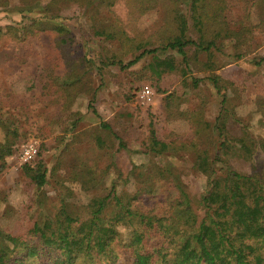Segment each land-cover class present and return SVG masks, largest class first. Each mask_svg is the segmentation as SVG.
<instances>
[{"label": "rangeland", "instance_id": "obj_1", "mask_svg": "<svg viewBox=\"0 0 264 264\" xmlns=\"http://www.w3.org/2000/svg\"><path fill=\"white\" fill-rule=\"evenodd\" d=\"M23 1L27 0H0V142L15 137L6 135L5 127L16 132L14 151L5 158L0 171V233L17 232L21 215L34 197L35 188L28 185L22 173L27 162L20 158L21 147L27 143L37 147L35 157L28 162H35L39 156L45 161L44 192L48 205L63 198L82 216L92 197L104 196L112 188L118 193L133 192L134 182L129 176L132 168L160 161L144 151L151 129L162 140L193 138L192 125H212L221 114L219 121L226 126L224 131L232 139L229 142L241 137L248 142L252 138L255 148L245 159L225 156L224 149L221 151L212 143L211 152L222 155L242 173L264 166V62L258 63L264 58V0H226L225 19L229 29L239 35L217 40L218 46L211 48L210 54L187 48V65L176 52L167 51L178 68L159 77L150 69V54L127 69H97L98 56L119 55V45L115 40H100L93 31L106 16L115 14L130 35L146 36L162 22L163 8L156 7L133 22L125 0H118L111 7L112 14L106 8L92 12L75 3L65 4L59 12L67 18L63 23L74 28L71 52L75 61H81V80L60 88L59 97L56 87L42 86V70L49 69L55 56L53 38L44 33L14 40L6 33L7 25L21 26L29 22V17L39 16L36 9H21ZM37 1L32 2V8L50 0ZM83 57L91 58L90 63L84 62ZM211 75L219 77L220 91L208 78ZM146 84L151 95L140 102L136 93ZM223 96L226 100L222 105ZM102 122L124 140L128 150L119 149L114 136L101 127ZM215 132L212 130L211 135L215 136ZM197 137L199 147H208L206 131ZM171 161L179 168L191 195L199 197L206 177L193 169L192 157L187 154ZM88 168L96 176L86 189L81 181ZM166 192V185L159 183L153 194L140 198L141 206L159 207L165 194L170 193ZM117 229L127 241L130 229L122 225ZM49 254H43L42 259L46 260ZM25 264L44 263L35 256Z\"/></svg>", "mask_w": 264, "mask_h": 264}, {"label": "trees", "instance_id": "obj_2", "mask_svg": "<svg viewBox=\"0 0 264 264\" xmlns=\"http://www.w3.org/2000/svg\"><path fill=\"white\" fill-rule=\"evenodd\" d=\"M117 1L50 0L39 8H32L37 0L23 1L21 9H36L39 16L29 17V22L21 26L7 25L6 33L14 40L44 33L53 38L55 56L48 64L49 69L42 70V86L56 87L55 94L59 97L60 88L81 80V61H75L71 52L74 28L63 23L67 18L60 14L61 6L75 3L84 9L91 8L92 12L106 8L112 14L111 7ZM125 3L131 21L159 7L164 12L162 22L146 36L130 35L115 14L106 16L101 25L94 27L93 35L100 40L117 41L119 55L98 56L97 69L109 66L127 69L150 54V69L159 77L178 68L175 58L166 55L167 51L176 52L187 65L190 59L187 48L210 54L211 48L218 46L217 40L239 35L229 29L225 19L226 0H125ZM83 59L86 63L91 61ZM208 78L220 91L219 77ZM225 100L223 96L222 105ZM220 116L212 125L205 122L203 128L192 125L193 138L162 140L151 129L144 151L160 161L130 170L133 192L118 193L112 188L104 196L90 198L84 216L63 198L52 203L53 206L48 205L44 192L47 168L41 156L33 163L23 164L22 173L35 193L21 215L17 232L0 233V264H25L35 256L44 264H264V166L249 174L242 173L222 155L211 152L212 143L213 147L224 149L221 151L225 156L245 159L255 148L252 138L248 142L242 137L229 142L232 139L224 131L226 126L219 121ZM100 125L118 141L119 149L128 150L124 140L107 123ZM214 129L215 136L211 135ZM202 130L209 134L208 147L204 148L195 140ZM5 133L16 137L15 130L7 127ZM15 137L0 142V171L5 158L14 151ZM187 154L192 157L193 169L206 177L205 189L199 197L191 195L179 168L171 161ZM95 176L88 168L85 180L81 181L86 189ZM159 183L166 185V193H170L165 194L159 207H142L140 198L153 194ZM119 225L130 229L127 241L121 237ZM47 252L50 254L43 260L42 255Z\"/></svg>", "mask_w": 264, "mask_h": 264}, {"label": "built area", "instance_id": "obj_3", "mask_svg": "<svg viewBox=\"0 0 264 264\" xmlns=\"http://www.w3.org/2000/svg\"><path fill=\"white\" fill-rule=\"evenodd\" d=\"M151 91L152 90L149 85H142L136 93L137 99L140 102L146 101L150 97ZM36 152V145L34 143H27L23 147H21L20 158L23 161L28 162L29 160H32V158L35 157Z\"/></svg>", "mask_w": 264, "mask_h": 264}]
</instances>
